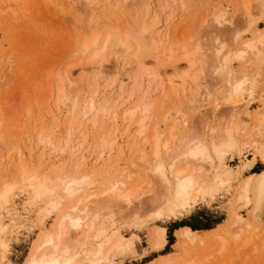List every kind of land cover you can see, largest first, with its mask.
<instances>
[{"label": "bare ground", "instance_id": "1", "mask_svg": "<svg viewBox=\"0 0 264 264\" xmlns=\"http://www.w3.org/2000/svg\"><path fill=\"white\" fill-rule=\"evenodd\" d=\"M67 1L69 5H74L73 3L71 4L73 1L65 0V2ZM78 1H81L80 4ZM78 1L77 4L80 5L81 8H79L81 10H83V7L86 9L93 3H96V0ZM256 1V4H259L258 7L261 6L264 8V0H255L254 2ZM106 2L105 0H102V2L99 3V8L102 3V6H104V3L107 4ZM137 2L140 3V0ZM239 2L241 3V0ZM15 3L16 0L2 1L3 6H0V12L5 13L6 11H14L13 7ZM43 3H45L47 7L54 5L52 6L54 7L53 10H60V13L62 12L61 5H59L60 3L58 4V0H44ZM185 4V0H156V5L152 4L151 0H143L142 6L144 7V14L142 13L143 15H141L140 10V13H137L130 20L128 18L129 16L126 17L125 22L123 21L125 17L122 13V21L125 22H121L123 24L122 26H120V21L117 20L114 21V24L109 23L108 21V23L106 21L102 23V18L106 19V17H103L104 15L101 17V22L99 21L101 25H99V23L97 24L96 21L91 23L92 18L86 19V17L90 18L87 16L88 10L86 17L84 12L83 16L87 21L83 20L86 21L88 25L80 19L79 22L82 21L83 24L85 23V26H87L85 27L83 25L84 29H81L82 31L79 35H75V41L72 45L70 43L71 46L67 50L69 56L78 61L75 64L66 67L63 71H60L62 73L57 74L60 86L59 88H56V91H54L55 98H52L55 99L57 105L59 104L61 108L62 106L68 108V106L71 105V107H69L70 111H66L67 113L65 112L68 115L69 120L66 119L68 122L66 121L65 123L66 126H64L63 133L60 135V141L58 143L62 142L65 149H68L69 152L74 151L75 148L81 147V145H84L85 143L87 144L88 135L84 133L83 130H80L83 128L81 126V121L84 120L86 124L88 123V127L91 132H93V135H96L97 137L96 141H93L92 139V141L90 140V142L95 143V145L91 144V146L94 147L93 149L95 152L98 151V156L96 154L97 157L94 159L95 161L91 162V164L93 162L97 163L96 161L99 162L102 160L104 155L113 152L112 150L117 144L116 138L119 136L118 135L116 137L114 134L115 132L117 133L119 126L122 128L120 123L124 126L123 129H125V131L122 130L120 132L123 135H126L128 132L126 131L127 128H125L126 125L132 123L131 125L135 124V127H138V130H136L134 134H137L138 132V135H142L141 137L144 145L145 143L148 144V149L146 147V149L143 148L144 146L141 144V146L139 145L141 149L139 147L138 150L135 149V151L128 150L127 152H133L131 155L138 151V154L135 155V162L139 163V165H137L136 170L134 168L135 171L131 169L134 164L130 167L131 170L128 169L131 163L127 168L128 170L121 168V170L117 169L116 171L119 172H116L117 174L116 177L114 176L115 178H111L109 176L112 180L114 179L112 183H108L105 178L102 179V177H104L102 176L100 178L102 179V183L100 182L101 184L98 185V178L92 176L95 172L88 173L82 167L84 164H82V166L79 165L80 162L84 160V156H86V154L82 155L84 154L82 151H86V147H89L88 144H85V149L83 148L82 150V148H80V153L82 154L78 153L79 149L75 151L76 153L72 154H80L79 156H82L83 158V160H81L82 158L77 156L79 159L76 158V160H72L76 162L81 160L77 163V166H75L76 163L72 164L74 166L71 165L72 167H75L72 168L73 170L70 169L72 171H65L66 173L64 172L61 175L58 172L59 175L56 176L51 175L53 172L48 175L24 173L22 175L23 178L19 183L20 186H16L17 184L13 181L12 183H10L11 181L7 183L4 182L0 186V211L2 210L5 212V214L11 219L12 224L15 225L17 220V214L11 203L13 196H15L14 191L16 189L26 192L29 199H31V204L41 206L38 209V214L36 215L37 225L39 227H43L51 217L53 218L51 227L40 233L34 241L31 252L24 264H120L128 254L136 253L135 249L138 245L136 243L138 239L136 234L126 237L121 231V228L124 225V219H127L128 217L130 218L131 222L130 220H126L130 223H128V225L125 222V226L130 228L132 227L133 229H141L149 222L162 221L164 219H176L178 216L182 215L183 212L195 206L199 200L207 197L213 198L220 189L230 187L229 185L234 180H238V184L235 193L233 192L234 197L232 198L233 202H231L232 205L229 213L230 218L234 222L233 224L240 225V230L238 233L233 234L234 237L232 240L235 239L236 241L239 238L240 234L245 231L243 228L250 227V225L244 221V218L236 213V209H238L236 207L243 209L250 208V216L252 219L256 218L258 212L263 209L264 169L258 173H250L242 180H239V177L243 172L250 171L253 168L255 158L247 160V162H244L243 165L236 167V170L228 168L226 166L225 159H227L226 157L228 155L230 156L232 153L240 155L243 146L248 144L253 145L256 148V153L264 158V113L261 112L262 110H258L259 112H256V114H254L255 116H253L254 124L249 125L251 118L248 110V102L245 97L246 95L249 96V98L252 96L256 85L255 83L257 81L256 78L259 76L258 72H255L253 73L254 75H252V73L249 74L248 71L256 70L262 62L263 49H261V47L264 46V33L259 34L258 36L256 35L257 37H253L254 39L251 38L252 40L237 41L236 47H234L232 51H228L221 58L219 57L221 52L229 45L233 46L231 43L228 44V46L227 44H218L217 42V46L216 44H211L212 46L210 45L211 47H209V54L208 52L204 54L202 51L205 44L201 45L197 41H195L196 43L191 44V39L189 38L188 40L186 39V41H183L182 39L179 47L173 49L171 44L172 40L169 39L167 33V23L174 16L175 7H177V5L183 7ZM249 4L251 5L248 1L244 2L243 0L242 6L239 4V6L242 7V9H240L243 11L238 8L237 9L240 10L242 14L244 12V14L249 17L247 22H250V25H253L259 18H251ZM112 5V7H114V4ZM220 6L216 5L212 8L213 10L211 12V16L212 19H214L212 20L213 22L215 21L219 23V21H221L220 18L223 16V10ZM239 6L237 5V7ZM70 7L71 6H69L68 13L72 15ZM94 7H96L95 4L93 8ZM105 12L107 13L109 11ZM102 13L104 14V10ZM110 15L111 14H106L105 16ZM246 16L244 17L245 19ZM106 20H108V17ZM75 27L76 29L79 27L81 28L80 25L79 27ZM255 34L257 33L255 32ZM232 38L231 40L233 41ZM200 57L209 58V60L204 63ZM233 58L243 62L238 70L239 72L236 74L230 69V62ZM110 60L112 62H115L116 60V62L113 63L111 70L110 68L107 69L105 67V63L107 62L108 64V61ZM201 63H204L206 67L204 65L203 66L208 68L212 74H210V76L208 75L209 77L205 75L206 72L203 74L207 77V80L209 78L210 82H212L211 79L214 77L216 78L217 83L223 84V89H215L217 91L214 93L215 96L213 98V112L217 115L216 110L218 108L223 109L225 106L226 111H224V109L223 111L228 116L224 122H220V126L215 123L213 125V122L211 123L209 121L211 117H209L210 119H207V117L203 116V113L199 119L201 118L200 120H202L204 117L206 118L204 120L205 123L209 125L211 123L213 125L208 126L204 122L201 124L202 121L200 122V120L196 121L198 122L195 124L197 125L196 127L199 129L202 127L203 131H200L198 128L193 126L194 129L198 130L197 132H194V130L191 132L189 129V132L187 131V133H179L181 135H178L177 133L175 134V126H173L174 123L171 122L174 120L173 118V120L170 119V122L173 123V125H166L168 128L170 127L169 129L166 128V135L164 132L162 134L158 133L156 125H152V122L150 124L153 128L148 130V127H146L148 125H145L144 121L146 120L147 124L150 122L147 121V118L150 116L152 118L153 115L148 114V112L150 113L151 104L154 106L153 103H155L153 101L152 103H147V99H149L147 97V93L151 87L164 91L165 82V85L169 87L170 92L173 95L178 93L185 94L188 91V94L191 92V95L193 94L195 96V94L199 93L198 90L195 89L196 87L194 89L190 88L191 85H197L200 66L198 72L196 71V68L198 67L197 65ZM118 65L122 66L121 69H123V73L120 72L121 74L118 73L116 75L113 72L117 70ZM74 68L79 72L78 76L81 79L84 75L101 79L105 77V75H109V72H112L115 76L110 74V79L108 78L107 80L106 78V86L114 91V86L116 85V92L118 91L117 94L119 93L117 95L114 91L115 95H117L115 97L116 100H113L112 102L111 99H105L106 101L102 104H99V102L97 103L94 98V95L97 93L96 89H94L95 91L92 94L83 92L81 87L77 85L78 80L74 76ZM47 78L51 81L49 75H47ZM124 78L126 80L125 82ZM48 79H46L47 82L45 81L46 86H49L51 83ZM203 80L204 78L202 81ZM127 81L131 84L129 90L127 91V99L124 102H122V100L120 103L119 95H122L125 92V83ZM216 81H214L215 84ZM210 82L208 83L209 88L211 87V85H209L211 84ZM88 83L89 82H87V84ZM144 84L145 89H143ZM212 84L214 85V83ZM65 85L75 86V88H73V86V89L71 88V93L72 91L77 92L73 95L74 97L70 96V98L69 95L71 93L69 92H66L67 94L69 93V95L64 94L65 92L63 87ZM106 86L104 84L103 87L107 88ZM87 88L91 91L90 87ZM209 88L207 87L208 90L211 89ZM68 89L70 90V88ZM205 89L206 86L203 90ZM112 91L110 94L113 93ZM139 91H143V94L141 93L142 98L139 103L137 102V105L135 103V107H132L133 109H129L130 106L128 109H124L125 111L123 110L121 113L122 115L119 116L121 106L125 102L129 101L136 94V92ZM206 92V94H208L209 91ZM206 94H203L204 97L207 96ZM203 95L201 96L203 97ZM169 97L165 98L168 99ZM188 101H185L187 103V108H185L186 110H190V102L193 104L192 99L190 102ZM199 102L197 103L196 101V105H200ZM196 105L193 107L195 111L198 110ZM180 106L177 108L173 106L177 110H175V114H180L178 112ZM185 109L184 112L186 111ZM199 110L201 111V109ZM184 112L181 113V116L182 114L183 116L179 121H174L175 124H177L176 126H181L179 127L181 130H183V128L186 129L185 126L187 123L185 116L188 111L186 113ZM213 112L211 113L213 114ZM66 114H64L65 117ZM147 114L149 116H147ZM169 118H171L169 113H166L164 120ZM168 121L169 120H167L166 123ZM130 127L132 128V126ZM193 127L190 126L191 129ZM147 130L148 132H153L151 136H149L151 133L149 135L147 134ZM120 136L119 138H121ZM130 136H132V132ZM132 138L133 140L135 139L134 136ZM39 139L43 144H48L46 146H50L52 144L53 136L47 132L43 133V136L39 135ZM78 140H80L79 144L76 143ZM131 144H134L132 145L133 147H137L136 143H133V141ZM59 145L61 146V143L58 144V146ZM125 145H127V143ZM72 148L74 149L72 150ZM63 149L60 150L65 153V149ZM93 149H91L90 155L92 154ZM54 150H56V148ZM68 151H66L65 155ZM64 153H61V155ZM19 163H21V161H19ZM98 167L99 166H97V168ZM64 168L65 167L63 165L62 169ZM53 169L56 170V168ZM53 169L51 170L53 171ZM49 170L47 172H49ZM105 175L107 174L105 173ZM134 175L137 177L135 176L133 181L138 180L140 183L135 184L137 182H133L134 185L131 184L132 186H130L129 183L132 181V176L134 177ZM145 188H148V190ZM141 190L147 191L142 192ZM122 208L123 210H127L125 213L123 212V214L120 211ZM137 210L142 212L145 210L146 213H139L143 219L138 217L139 211ZM131 213H135V215H131ZM262 213L263 212H261V214ZM127 214H129V216ZM124 216H126V218ZM238 225H235V228H237ZM8 228V225L4 226L2 224V217L0 215L1 251L6 248L5 242L3 241V235L6 233ZM216 229L217 228L209 230L208 233H212L211 239L214 241L218 240V242H220L218 247L220 246V250H223V239ZM151 232L152 234L150 240L152 248L157 251L162 250L167 243L166 229L161 226H155L154 230ZM177 237L180 242L178 243V248H181V245H195L198 242L201 243V241H199L201 238L199 239L195 232L190 230L188 227H181L177 233ZM241 237L239 240H241ZM248 238L247 241L242 238V240L246 241L245 244L243 243L244 246L249 243L251 239L250 235H248ZM258 242H260V240ZM260 247L264 249V235L261 239ZM240 249L242 251V248ZM245 249L248 251L246 247ZM252 249L254 250V248ZM235 254L237 255V253ZM172 260L169 259V261H164L163 264H173ZM242 262L243 261H241V263ZM183 264H194V262L187 261Z\"/></svg>", "mask_w": 264, "mask_h": 264}, {"label": "rangeland", "instance_id": "2", "mask_svg": "<svg viewBox=\"0 0 264 264\" xmlns=\"http://www.w3.org/2000/svg\"><path fill=\"white\" fill-rule=\"evenodd\" d=\"M2 1L4 0H0V6H3ZM71 1H73L71 2V4L73 3L74 5H69L68 1L65 2V0H58V4L60 3L59 5H61V9L63 13L62 12L60 13V10L58 11L53 10L54 7L52 6L54 5H52L51 7H47L45 3H43L44 0L43 2L42 0H16V3L13 7L14 11L12 12L6 11L5 13L0 12V186L4 182L7 183L10 181H11L10 183H12L13 181L15 184H17L16 186H20L19 183L20 180L23 178L22 175L24 173H36L40 175H48L51 172H53V174L51 175L56 176L59 174L61 175L65 171L66 172L72 171L73 170L72 168H75L72 167L74 166L72 164L76 163L75 166H77V163L83 160L82 156H79L82 153H84L82 155L86 154V156H84V160L81 161L79 165L82 166V164H84L82 167L88 173L95 172L92 174V176L98 178V183H99L98 185L102 183L101 180L103 178H105V180L108 183H112L114 179L112 180L111 178H113L114 176L116 177V174L119 172L116 171L117 169L118 170L127 169L131 163L128 169L129 170L133 169V171H135L137 165H139V163L135 162V155L138 154V151L133 155H131L133 152L131 151L127 152V151L128 150L135 151V149L138 150L141 144L142 146H144L143 148L145 147L147 148L148 146V144L146 143L144 145V142L141 137L142 135L141 136L138 135V132L137 134H134V132L138 130V127L136 128L135 124L134 125H131L132 123L127 124L128 127L126 125L125 128H127L126 131L128 132L126 135L125 134L123 135L120 132L122 130L125 131V129H123L124 126L120 123L122 128H120L119 126V129L117 133L115 132L114 136L116 137L118 135L119 136L122 135V136H120L121 138H119V136L116 138L117 144L112 150L113 152L107 154L108 156L104 155L102 160H100L99 162L96 161L97 163L93 162L91 164V162L95 161L94 159L98 156V151L95 152V150L93 149L94 147L91 146V144L95 145V143L90 142V140L92 139L93 141H96L97 137L96 135H93V132H91L90 128L88 127V123L86 124L84 120L81 121L82 122L81 126L83 128L81 127L82 129L80 130H83V132L88 135L89 141L87 140V144L89 145V147H86L87 144L85 143L86 144V145L84 144L85 146L81 145V147H77V148L74 147L75 149L72 148V150L74 149V151L69 152L68 149L67 150L65 149V146L62 142H60L61 146L60 145L58 146V144H60L58 143L60 141L59 137L63 133L64 126H66L65 124L66 121L68 122L69 120L68 115L66 113L70 111L69 107H71V105L70 106L67 105L68 108L64 106H62L61 108L59 104L57 105L55 99L52 98H55L54 91H56V88L57 87L59 88L60 86V83L58 82L59 77L57 76V74L62 73L60 71H63V69L75 64L78 61L70 57L67 50L75 41L76 39L75 35L76 34L79 35L82 31L81 29H84L85 23L83 24L82 21L79 22L80 19L86 20L92 18L91 23L96 21L97 24L99 23V25H101L100 23L101 21L102 23L104 21L106 22L108 21L109 23L114 24V21L116 20L120 21V23L121 22L125 23L126 17L128 16L130 20L137 13L141 12V15L144 14V7L142 6L143 0H140V3L137 2L139 0L136 1L135 0H105V2L107 1L106 2L107 4L104 3V6H102L103 5L102 3L100 8H99V3L102 2V0H96L95 1L96 3H93L90 6L91 8L89 7L85 9L83 7V10L85 9L86 11L80 9L81 7L79 4L81 1L78 0L75 1L71 0ZM77 1L79 4H77ZM237 1L238 0H185L186 7L190 5L189 7L186 8L185 5L183 7L177 5V7H175L173 18H171L167 23L168 25L167 33L169 39L172 40L171 41L172 48L173 49L178 48L182 39L183 41H186V39L188 40L190 38L191 44L196 43L195 41H197L201 45L205 44L206 46L204 45L202 52L204 54L208 52L209 54L210 52L209 47H211L212 45L216 44L217 46V43L218 44L224 43L227 44L228 46V44L231 43L233 46L229 45L228 47H226L219 56L221 58L228 51H232L234 47H236L237 41L239 40L248 41L249 39L252 40L256 38L259 34H263L264 8L261 6H260L261 8L258 7L259 4H256L257 1L254 2L255 0H250V1L244 0V2L248 1V3H251V5L249 4L251 10L250 11L251 18L252 19L259 18L257 19V22L255 24L250 25V22L249 23L247 22L249 17H247L244 14V12L243 14L241 12L243 11L241 10L243 0H241V3L239 2L240 0L238 2ZM135 2L138 4H136ZM151 3L156 5V0H151ZM237 3L241 4V6H239V4ZM94 4L96 7L93 8ZM112 4H114L115 8L112 7L113 6ZM68 5L71 7L73 6L72 11L70 7V12H72V15L68 13L69 12ZM216 5L217 6L221 5L220 7L223 10V16L222 18H220L221 21H219V23L215 21L214 23L212 21L214 19H212L211 16V12L213 10L212 8ZM237 5L239 7H237ZM237 8L238 9L241 8L240 9L241 11L238 10ZM87 10H88L87 16H89L90 18L86 17ZM103 10H104V14L102 13ZM105 11H109V12L106 13ZM84 12L86 19L83 16ZM122 13L124 14L123 16L125 18L123 21L125 22L122 21V17H121ZM106 14L107 15L111 14V15L105 16ZM243 15L246 16V19L244 18L245 16ZM102 16L106 17V19L108 17V20H106L105 18H102L101 20ZM122 23L120 24V26L123 25ZM212 23L215 25H213ZM78 24L81 26V28L79 27ZM75 26H78L79 28L76 29ZM255 32L257 34H255ZM231 38L233 39V41L231 40ZM261 49H263L261 64L258 66L256 70L248 71L249 74L252 73V75H254L253 73L255 72L256 73L258 72L259 74V76L256 78L257 81L255 83L256 85L254 87L252 96H250V98L247 95L245 96L248 102V110L251 118L249 121V125L254 124L253 116H255L254 114H256V112L257 113L259 112L258 110H262L261 112L264 113V46L261 47ZM111 58L114 59L113 57ZM201 59L203 60L204 63L207 60H209V58H205V57ZM110 61H108V64L107 62L105 63V67L107 69L110 68L111 70L113 67V63H115L116 60L115 62L114 61L110 62ZM204 63L197 65L198 66L196 68L197 72L200 66L199 69L200 73L197 80V85L196 86L191 85L190 88V89H194L196 87L195 89H197L199 92L198 94H195V96L197 95L196 97L193 94L191 95L190 91H189L190 94H188L187 91L185 94L178 93L173 95L170 92L169 87L165 85V82H164V88L167 90L164 89V91L162 90L163 92L160 89H155L154 87H151V89L147 93L148 95L147 97L149 98L147 99V103H152V101L155 103H153L154 106H152L151 104L153 108L150 106V113L148 112V114L153 115L152 118L151 116L149 117L151 119L147 118V121L150 122L147 124L146 120L144 121V124L148 125L146 126L148 127L147 128L148 130L153 128L151 124L152 125L155 124L157 127L156 128L157 132L162 134L163 132L165 133V131L170 128L167 127L168 125L172 126L174 123L173 126H175V130H174L175 134L177 133L178 135H181L179 133L182 134L184 132L187 133L189 129L191 132L192 130H194V132L195 131L197 132L198 130L194 129L193 126L195 127L197 126L195 125L198 123L196 121L201 119V118L199 119V117H201L203 113L205 114V115L203 114V116L207 117V119H210L209 117H211L209 121L211 123L213 122L212 123L213 125L215 123L216 125L220 126V122L222 121L224 122V120L228 116L224 112L226 111L225 106L223 108L224 111L221 108L220 109L218 108L216 110V114L218 116L215 115V112H213L214 111L213 98L215 96L214 93H216V91L219 89H223V84L217 83L216 78L214 77H212L211 79L212 82H210L209 78H208L209 81L207 80V77H205V75L210 76L211 72L210 70H208V68H205L206 66L204 65ZM242 63H243L242 61L233 58L230 62V69L236 74L239 72L238 70L240 69ZM121 67H122L121 65H118L117 70L113 73H115L116 75L118 73L119 74L123 73L122 71L123 69H121ZM76 70L77 69L74 70L75 74L74 73L73 74L78 80L77 85L81 87V90L83 92L86 93L88 92V94L94 93L95 91L94 89H96L97 93L96 95H94V98L97 103L99 102V104H102L104 101L110 99L112 100V102L113 100L114 101L116 100L115 97L119 94V93L117 94L118 91L116 92L117 89L116 85L114 86V91L116 92L117 95H115V92L112 91L111 88L106 86V82H107L106 78L107 80L108 78L110 79L109 75L110 74L112 75L113 74L112 72L111 73L109 72L108 73L109 75H105V77L101 79L95 78L93 76L91 77L89 75L88 76L84 75L82 80L78 76L79 72ZM47 75H49L51 81H49ZM202 77L204 78L203 81H202L203 79ZM46 79H48V81L51 82L49 86H46V82H47ZM213 80L216 81V84ZM125 81L126 80L124 78V82ZM87 82L89 83L87 84ZM209 82L211 83L209 84L211 85L210 87L211 89L208 86ZM212 83H214V85ZM104 84L107 88L103 87ZM72 86L65 85L64 87L67 89L63 87L65 95H69V93H71ZM130 86L131 84L127 81L125 83V92L122 95H119L120 103L122 100H123L122 102H124L127 99L126 98L128 94L127 91L129 90ZM205 86L206 89L207 87L210 89V90L205 89L206 91H209L208 94H206L207 92L203 90ZM87 87H90L91 91ZM68 88H70V90ZM73 88H75V86H73ZM143 89H145V84ZM202 90L204 93L202 92ZM111 91L113 93L110 94ZM66 92L69 93L67 94ZM139 92H136V94L129 101L125 102L124 103L125 106L124 104L122 105L123 108L121 106L119 116L122 115L121 113L124 109L125 110L126 108L128 109L129 106H130L129 109H133L132 107H135V103L136 105L139 103V101L142 98L143 91H139ZM76 93L77 92L72 91L69 97L70 96L74 97L73 95H75ZM203 94L204 95L206 94L207 96L204 97ZM201 95H203V97ZM198 96L201 97L199 98ZM165 97H169V98L167 99ZM191 99L193 104H191L190 102ZM185 101L190 102V110L185 109L187 108V103ZM196 101L197 103L200 101L199 102L200 105L198 104L199 108L198 105H196L197 103H195ZM194 105L197 106L198 110L197 109L196 110L198 112L194 110L193 108ZM173 106H175L176 108L180 106L178 110L180 114H175L176 109ZM184 109L186 110L185 112ZM199 109H201V111ZM187 111L188 112L190 111L191 113L190 112L188 113ZM183 112L184 113L187 112L185 116V118L187 119V123L185 126L186 129L183 128V130H181L179 128L181 126L180 125L176 126L177 124H175L174 121L175 120L179 121L180 118L183 116V114L181 116V113ZM211 112H213V114ZM166 113H169V116L171 118L164 120ZM64 114H66V117ZM148 114L147 116H149ZM204 117L202 118V120H200V122L202 121L201 124H203L204 120L206 119ZM170 119H172L173 121H171ZM167 120L169 121L166 123ZM170 121L173 123H171ZM211 123L210 125L207 123L205 124L211 126L212 125ZM130 126H132V128ZM190 126L193 128L191 129ZM202 129L203 128L201 127V129L199 130L201 131ZM148 130H147V134L149 135L151 133L149 135L151 136L153 132L150 131L148 132ZM47 132L53 136L52 144L50 146H46L48 145L46 143H44L45 144L44 145L40 141L41 137L39 139V135L43 136V133H47ZM131 132H132V136H130ZM166 134L167 133H165V135ZM133 136L135 138L134 140L132 138ZM132 141L133 143H136L137 147L132 146L134 145L131 144ZM76 143L79 144L80 140H78ZM126 143L127 145H125ZM54 147L56 148V150H54L55 149ZM85 147H86V151L84 150V152L82 151V153H80L81 151L80 148H82L83 150V148L85 149ZM63 148L65 149V153L66 151H68L66 154L67 156L65 155L64 151L60 150ZM90 148L93 149L91 155H90L91 152ZM77 149H79L78 153L80 154L72 155L76 153L75 151ZM255 150L256 148L253 145L248 144L243 146L240 155L236 153H232L231 154L232 156L228 155L229 157L228 156L226 157L227 158L225 159L226 166L232 170H236L237 169L236 167L243 165L244 162H247V160L255 158V164L253 168L250 171L243 172L242 175L239 177V180H242L246 175L250 173H258L264 169V158L259 156V154L256 153L257 151ZM61 153L64 154L61 155ZM77 156L81 157L82 159L80 158L81 160L77 162L72 161L74 159L76 160ZM19 161H21V163H19ZM63 165L65 167L64 169H62ZM132 165L133 168L131 167ZM97 166L99 167L97 168ZM53 168H56V170ZM51 169H53V171ZM48 170L49 172H47ZM105 173L107 175H105ZM109 176L111 178H109ZM135 176L136 175H134V177L132 176V181H130L129 183L130 186L134 185L133 182H137L135 184L140 183L138 180L133 181L135 179ZM101 177L102 179H100ZM237 184H238V180L232 181V183L229 185L230 187H225L220 189L214 195L213 198L207 197L205 199L199 200L195 206L183 212L182 215L178 216L176 219H164L162 221L149 222L145 224V226H143L141 229H133L132 227L131 228L126 227L125 222L128 224L131 222V220L129 217L127 219H124L125 221H123L124 225L122 227L123 229L121 228V231L126 237H129L132 234H136L138 236L136 242L138 245L136 246L135 249L136 253L128 254L120 264H163L164 261L167 260L169 261V259L171 260L173 259L172 260L173 262L171 261L173 264H179V262L180 264H183L184 262L187 261L194 262V264H264V249L260 247L261 239L264 235V207L260 212H258L256 218L254 219H252L250 216V210H249L250 208L243 209L236 207L238 208L236 209V213L239 214L241 217H243L244 221L247 224H249L250 227L243 228V230L245 229V231L242 234H240L239 238L236 241L235 239L232 240V238L234 237L233 234L238 233L240 230L239 229L240 225L233 224L234 222L230 218V213H229L230 207L232 205L231 202H233L232 198L234 197ZM145 189L148 190V188ZM147 190H143V191L141 190V191L145 192ZM14 192H15L14 194L15 196H13L11 203H12V207L14 208L17 214V220L15 222V225L12 224L11 219L5 214V212H3L2 210L0 211V215L2 217V224L4 226L5 225L9 226V228L6 230V233H4L3 235V241L5 242L6 248L2 251L0 250V264H24L25 260L29 256V253L31 252V249L34 245V241L37 239L40 233L48 230L53 223V218L51 217L43 227H39L37 225L36 215L38 214L39 211L38 209L41 206L31 204L30 202L31 199H29V196L26 194V192L20 191L18 189H16ZM120 211L123 214V212L125 213L127 210L125 209L123 210L122 208V210ZM143 212H145V210H143ZM143 212L139 211L138 214ZM261 212L263 213L261 214ZM127 215L129 216V214ZM131 215H135V213L133 214L131 213ZM140 215L141 214H139L138 217H141ZM136 216H137V212H136ZM124 217L126 218V216ZM249 217L252 220H250ZM141 218L143 219V217ZM126 220L127 221L130 220V222H127ZM217 222L220 223L216 224ZM235 225H238L237 226L238 229L235 228L236 227ZM155 226H161L166 229L167 243L166 246L160 251L154 250L151 246V240H150L152 234L151 231L154 230ZM181 227L182 228L188 227L190 230L195 232L196 236H198L199 239L200 238L202 239L199 240L201 241V243L198 242L195 245H181L180 246L181 248H178L179 246L178 243L180 242L178 240L177 233L179 232V229H181ZM203 227H207V228L213 227V228L204 230ZM214 228H217L216 230L219 232V235L223 239L222 240L223 250H220V246L218 247V245H220L219 244L220 242L216 240L218 242L217 243L216 241L211 239L212 233H208L209 230H213ZM255 230H257L259 233ZM253 234L255 237L253 236ZM248 235H250L251 239L249 243L244 246L245 242L249 239ZM240 237L241 240H239ZM242 238L246 241L242 240ZM255 239L257 242L255 241ZM259 240L260 242H258ZM257 244L259 247L257 246ZM245 247L249 252L246 251ZM251 247L254 248V250ZM240 248H242V251ZM234 252L237 253V255ZM234 255H236L237 257ZM241 261L243 262L241 263Z\"/></svg>", "mask_w": 264, "mask_h": 264}, {"label": "trees", "instance_id": "3", "mask_svg": "<svg viewBox=\"0 0 264 264\" xmlns=\"http://www.w3.org/2000/svg\"><path fill=\"white\" fill-rule=\"evenodd\" d=\"M218 223H220V222H217L216 224H218ZM211 228H213V227H210V228L209 227L208 228L207 227H203L204 230L211 229ZM194 230H196V229H194Z\"/></svg>", "mask_w": 264, "mask_h": 264}]
</instances>
